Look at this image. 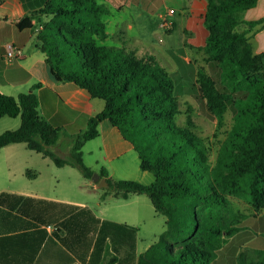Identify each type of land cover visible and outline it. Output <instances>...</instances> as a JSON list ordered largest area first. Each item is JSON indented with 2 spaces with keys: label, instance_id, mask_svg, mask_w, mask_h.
<instances>
[{
  "label": "trees",
  "instance_id": "obj_1",
  "mask_svg": "<svg viewBox=\"0 0 264 264\" xmlns=\"http://www.w3.org/2000/svg\"><path fill=\"white\" fill-rule=\"evenodd\" d=\"M206 1L203 26L208 34L199 50L207 55L211 73L198 68L196 83L218 129L227 112L233 119L214 162L191 118L185 126L176 123V84L158 58L105 43V18L111 12L105 0H47L38 11L44 20L37 47L53 79L72 82L105 104L73 137L68 156L52 150L62 130L39 114L34 90L40 85L18 97L0 93V119L21 120L17 129L0 133V149L25 144L57 167L71 166L91 180L94 171L84 164L82 148L107 120L132 144L140 169L154 176L145 185L114 180L104 167L100 170L108 182L102 201L146 194L155 212L167 218L158 242L138 257L136 228L109 223L113 250L119 252L117 228L126 230L128 249L123 259L113 256L107 264H218V253L232 237L247 223L257 226L250 218L258 219L264 230V52L255 53L250 41V33L263 21L244 19L258 0ZM244 24L248 28L240 30ZM29 26V18L18 23L19 28ZM228 196L246 201L254 214H238ZM232 264H264V249L240 253Z\"/></svg>",
  "mask_w": 264,
  "mask_h": 264
},
{
  "label": "crops",
  "instance_id": "obj_2",
  "mask_svg": "<svg viewBox=\"0 0 264 264\" xmlns=\"http://www.w3.org/2000/svg\"><path fill=\"white\" fill-rule=\"evenodd\" d=\"M46 2L0 0V93L18 97L40 85L34 90L39 99V114L53 127L62 130L52 150L65 157L71 152L73 137L86 129L88 120L102 112L105 104L72 82L55 81L50 74L46 56L37 47V32L41 28L40 21L44 20L38 11ZM105 4L110 8L109 15L113 10L121 12L125 8L157 12L158 26L162 31V16L168 9H173L174 15L168 16L173 23L168 46L158 53L165 63L166 56L174 62L180 57L185 66L192 60L183 54L178 57L177 52L184 53L190 48L203 53L199 48L205 44L208 34L203 26L206 0H105ZM109 15L105 18L108 33L105 43L113 37L109 29L113 20ZM25 18L31 19V26L19 28L18 23ZM244 19L263 21L250 33V41L255 53L264 52V0H258L255 7L247 10ZM124 27L131 29L133 25ZM247 28L244 26L243 30ZM155 41L163 45L165 40L157 34V39L153 36L151 39L138 38L136 44L157 51ZM8 44L22 50L20 59L6 60ZM98 129L99 135L95 139L101 140L100 157L95 166L88 167L97 173L104 167L108 177L114 180L130 179L125 174L124 158L137 154L134 147L109 121L101 122ZM117 161H121L120 166H115ZM0 164L6 167L11 177L9 183L0 182V264H107L113 256L119 259L126 256V230L117 228L121 239L116 245L119 252H115L111 238L113 227L109 223L136 227L99 215L101 203L86 200L78 192L95 197L103 192L102 188L84 177L79 182L75 173L77 169L57 167L49 158L29 150L22 143L0 149ZM71 177L74 179L69 180ZM111 199L120 200L109 196L101 202L107 203ZM137 232L138 228L135 238L138 257Z\"/></svg>",
  "mask_w": 264,
  "mask_h": 264
},
{
  "label": "rangeland",
  "instance_id": "obj_3",
  "mask_svg": "<svg viewBox=\"0 0 264 264\" xmlns=\"http://www.w3.org/2000/svg\"><path fill=\"white\" fill-rule=\"evenodd\" d=\"M157 14V12L147 11L146 9L125 8L121 12L113 10L112 14L109 15L113 20V24L111 28H109L113 33V37L106 44L118 47L126 46L130 49L135 48L134 50L139 55L150 53L158 58L176 84V95L180 110V113L176 116V123L179 126H185L188 119L191 118L194 125L193 129L204 139L211 162H214L217 152L227 136V132L232 127V114L230 111L225 114L224 125L222 128L218 129L217 119L209 114L205 102L200 96L196 83V70L198 68H203L208 73H211V67L207 62V55L204 52L200 53V51L191 50L190 48L186 49L184 53L177 52L176 54L178 57L180 56L179 54H183L192 60V63L186 64V66L185 62L181 60L180 57L174 62L171 58L169 59V57L166 56L168 60H166L165 63L158 51H163V47L168 46L167 41H169L168 36L170 33H165L164 30V32L160 30ZM126 24H132L133 27L131 29L125 28L124 26H126ZM244 26L247 27L244 24L241 25L239 29L243 30ZM157 34L162 37L163 41L165 40L163 45L157 44V40L155 41V46H157L155 49H157V51H154L152 47L149 49L148 46L144 44H136L138 38L148 37L151 39L153 36L157 39ZM261 70L264 71V63L262 64ZM19 125L20 117L1 118L0 133L6 130H15ZM100 141L101 140L98 139L91 140L82 149L84 153L83 162L86 166H95L96 159L100 157L99 148L102 146ZM124 160V164L127 166V172L125 174L127 178H130L125 180L137 181L145 185H150L154 181V176L150 172H144L140 169L139 158L136 153L126 156ZM120 165L121 161L115 163V166ZM75 173L78 181H83L84 178L80 171L75 170ZM8 174L6 167L0 164V182L9 183L11 177ZM73 179L72 177L69 178V180ZM78 193H82L86 200L101 203V209L98 212L99 215L114 221L128 222L130 225H134L138 228V254L144 253L151 245L158 242L161 234L166 229L167 218L155 212L150 198L146 194L132 195L127 201L111 199L108 200L107 203H103L100 198L101 191L99 194H96L95 197H89L88 194H84L80 191ZM228 199L238 214H254L251 206L246 201L233 196H228ZM253 220L256 221L255 224L257 226L247 223L245 225L247 227L232 237L220 250L218 253V264H232L234 258L240 253L251 254L253 249H264L263 225L258 219L250 218L251 222H254Z\"/></svg>",
  "mask_w": 264,
  "mask_h": 264
},
{
  "label": "built area",
  "instance_id": "obj_4",
  "mask_svg": "<svg viewBox=\"0 0 264 264\" xmlns=\"http://www.w3.org/2000/svg\"><path fill=\"white\" fill-rule=\"evenodd\" d=\"M175 10L168 9L166 13L162 16V28L165 33H170L173 28V23L169 20L168 16L174 15ZM22 57V50L13 44H8L6 46V60L8 62H13Z\"/></svg>",
  "mask_w": 264,
  "mask_h": 264
},
{
  "label": "water",
  "instance_id": "obj_5",
  "mask_svg": "<svg viewBox=\"0 0 264 264\" xmlns=\"http://www.w3.org/2000/svg\"><path fill=\"white\" fill-rule=\"evenodd\" d=\"M91 180L94 183H97L99 188H105L108 185L107 179L105 177H101L97 172H94Z\"/></svg>",
  "mask_w": 264,
  "mask_h": 264
}]
</instances>
